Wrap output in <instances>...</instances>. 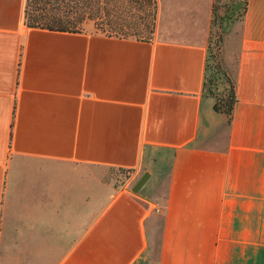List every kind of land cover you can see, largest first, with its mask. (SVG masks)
Returning <instances> with one entry per match:
<instances>
[{"label": "crops", "instance_id": "1", "mask_svg": "<svg viewBox=\"0 0 264 264\" xmlns=\"http://www.w3.org/2000/svg\"><path fill=\"white\" fill-rule=\"evenodd\" d=\"M161 1L144 38L0 0V264H264V0L236 20L229 113L204 87L214 0ZM95 165L146 177L96 208Z\"/></svg>", "mask_w": 264, "mask_h": 264}, {"label": "rangeland", "instance_id": "2", "mask_svg": "<svg viewBox=\"0 0 264 264\" xmlns=\"http://www.w3.org/2000/svg\"><path fill=\"white\" fill-rule=\"evenodd\" d=\"M143 1L144 3L142 6L136 4V7L133 9L134 12H136V16L132 31L136 36L144 38L163 36L164 32L158 33V21L161 14V3L163 2L161 0ZM122 6L128 8L130 4H126L124 1ZM240 10L239 0L213 1L205 65L206 89L210 86L208 85L207 78L211 66L218 65L219 68L225 70L229 76L230 72L232 73L240 27L239 22L236 20L240 16V14H238ZM81 29L85 31H94L96 29L94 21H84L81 25ZM210 88L215 96L222 95L223 92L227 94V85L222 82L218 83L217 81V85L210 86ZM94 172L96 208L109 196V194L124 187H131L139 176L134 169L111 166L95 165ZM146 264H153V261L151 262L149 260Z\"/></svg>", "mask_w": 264, "mask_h": 264}, {"label": "trees", "instance_id": "3", "mask_svg": "<svg viewBox=\"0 0 264 264\" xmlns=\"http://www.w3.org/2000/svg\"><path fill=\"white\" fill-rule=\"evenodd\" d=\"M130 4L128 8L122 3ZM143 0H25L23 22L29 27H41L62 31H82L84 21L93 20L95 30L107 35L136 36L132 31L136 12V4L142 6ZM245 0H239L241 15ZM131 7V8H130ZM140 37V36H138ZM208 85L218 83L227 85V94L216 95L210 86L205 90L214 97V108L217 111L229 113L235 100L232 78L219 66H211L208 75ZM220 79V80H219ZM221 81V82H219Z\"/></svg>", "mask_w": 264, "mask_h": 264}, {"label": "water", "instance_id": "4", "mask_svg": "<svg viewBox=\"0 0 264 264\" xmlns=\"http://www.w3.org/2000/svg\"><path fill=\"white\" fill-rule=\"evenodd\" d=\"M145 175H142L138 180H137V182L135 183V185H134V187H133V190H137L139 187H140V185L143 183V181L145 180Z\"/></svg>", "mask_w": 264, "mask_h": 264}]
</instances>
